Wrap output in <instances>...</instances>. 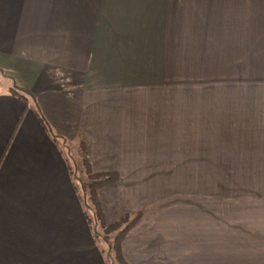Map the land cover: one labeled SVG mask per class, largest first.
Returning <instances> with one entry per match:
<instances>
[{
    "label": "crops",
    "instance_id": "0c3cea01",
    "mask_svg": "<svg viewBox=\"0 0 264 264\" xmlns=\"http://www.w3.org/2000/svg\"><path fill=\"white\" fill-rule=\"evenodd\" d=\"M250 54L264 55V0H0V68L52 129L0 81V264H106L67 142L119 173L98 191L106 224L142 209L127 264H264V203L239 202L264 198ZM135 171L168 172L192 199L137 208Z\"/></svg>",
    "mask_w": 264,
    "mask_h": 264
},
{
    "label": "rangeland",
    "instance_id": "374dc122",
    "mask_svg": "<svg viewBox=\"0 0 264 264\" xmlns=\"http://www.w3.org/2000/svg\"><path fill=\"white\" fill-rule=\"evenodd\" d=\"M249 61H250V65L248 68V76H249V82L251 83V81L253 80V78L257 79L259 81H261L260 83H264V55H260V54H250L249 55ZM257 59L259 60V64L257 65ZM230 72V70H229ZM11 77V76H10ZM253 77V78H252ZM228 78H232V76H222L220 79H224L223 81H226L225 79ZM0 81L6 85V84H10L11 80L5 76H3L0 73ZM220 81V80H218ZM29 105L31 108H33L36 112V109L33 105H35V99H29ZM68 143V150L65 151V155L66 158L68 159V161H70L71 166H73V182H74V192L76 193V195L80 194L81 199L84 198L88 201L89 203V199L87 198L86 195V191L84 190L85 187H83V182L87 181V172L85 170V167H83L81 159V149L79 148L77 142H67ZM68 152V154H67ZM170 174V173H169ZM169 174L168 172H158V171H135L132 172V177H130L129 179V191H128V197L130 198V200L133 202L134 200H137V208L143 207V206H159V205H164L167 201H172V200H176L179 196L184 197L185 199H192L191 198V191H188L187 189L184 191L183 188H180V193L183 194H177V192H179V190H177L179 188V186L177 185V181L174 177L169 178ZM174 178V179H172ZM166 180H168V182H166ZM170 180V181H169ZM188 182L184 183L183 185L185 186L187 184V186H191L192 180L191 178H189L187 180ZM157 184V187L155 189L154 194L150 191V188L152 187L151 184ZM183 187V186H182ZM165 190H167V193H171L173 191L176 192V194H173L174 196L170 195V197L166 194ZM188 193V194H186ZM84 194V195H83ZM163 195V196H162ZM179 195V196H177ZM167 196L169 198H167ZM172 196V197H171ZM250 196V195H249ZM99 197V196H98ZM248 196H243V198H241L239 200V202H242L243 205H246L248 202H252V203H264V198H253L248 197L249 199H247ZM217 201H221L218 200ZM227 201L231 202H235L236 200L234 198H227ZM248 201V202H247ZM260 204V205H261ZM82 205H83V212H85L83 215L89 220V217H92V212L90 210V208L88 207V204H84L83 203V199H82ZM167 205V204H165ZM169 205V204H168ZM141 209V208H140ZM102 210V209H101ZM92 219H94L92 217ZM258 220L260 221V224L262 226H264V212L262 214V216L258 217ZM257 219H255L256 225L258 226V228L260 229L259 226V221ZM250 221V219H249ZM89 222V226H93L94 221H88ZM105 222V221H104ZM97 225V231H101L102 228L99 225V221L96 222ZM90 227V233L93 236L94 240L96 241L99 249L101 248L103 254H104V258H105V253H104V249L105 246L104 244L100 241L99 238H97L94 234V229L93 227ZM264 228V227H263ZM261 230V229H260ZM264 230V229H263ZM249 232H252L251 230ZM264 232V231H263ZM91 240H93L91 238ZM84 241V240H83ZM97 259L98 257L100 258V253H97ZM105 262H106V258H105Z\"/></svg>",
    "mask_w": 264,
    "mask_h": 264
},
{
    "label": "trees",
    "instance_id": "16d2710c",
    "mask_svg": "<svg viewBox=\"0 0 264 264\" xmlns=\"http://www.w3.org/2000/svg\"><path fill=\"white\" fill-rule=\"evenodd\" d=\"M0 73L3 76H6L11 80V83L8 86V90L11 91L13 94L28 100L32 99L34 100V95L27 90L22 89L19 87L15 80L4 74V71L0 68ZM36 109V112L40 118V121L42 122L44 128L52 133V129L48 122L44 119V117L40 114L36 102L35 105H33ZM81 149L85 151L84 143H81ZM82 163L84 164V167L86 168L87 172V181L83 182V187H85L88 201L85 199V196L83 199V203L88 204V207L91 210L92 217H89V221H94L93 227L94 234L97 238L100 239V241L104 244L105 249V258H106V264H127L124 257L121 253V247L120 243L124 235L128 232V230L137 222V220L140 218L142 214V209H138L134 212H127L120 216L117 220L106 224L103 220V214L101 210V205L98 197V191L101 187L115 183L119 180V173L117 171H103V172H92L90 170L89 162L86 157L82 158ZM84 195V194H83ZM99 221V225L101 226L102 230L97 231V225L96 222ZM91 227V226H90ZM91 227V228H92Z\"/></svg>",
    "mask_w": 264,
    "mask_h": 264
}]
</instances>
